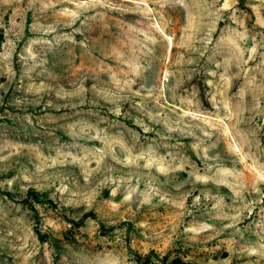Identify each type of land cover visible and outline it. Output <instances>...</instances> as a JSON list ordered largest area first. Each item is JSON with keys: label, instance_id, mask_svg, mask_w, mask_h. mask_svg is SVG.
Returning a JSON list of instances; mask_svg holds the SVG:
<instances>
[{"label": "rangeland", "instance_id": "rangeland-1", "mask_svg": "<svg viewBox=\"0 0 264 264\" xmlns=\"http://www.w3.org/2000/svg\"><path fill=\"white\" fill-rule=\"evenodd\" d=\"M264 264V0H0V264Z\"/></svg>", "mask_w": 264, "mask_h": 264}, {"label": "trees", "instance_id": "trees-1", "mask_svg": "<svg viewBox=\"0 0 264 264\" xmlns=\"http://www.w3.org/2000/svg\"><path fill=\"white\" fill-rule=\"evenodd\" d=\"M170 264H180V262L177 259H172Z\"/></svg>", "mask_w": 264, "mask_h": 264}]
</instances>
